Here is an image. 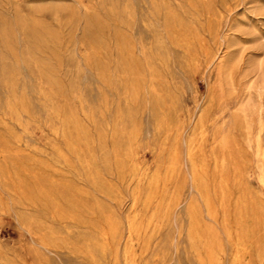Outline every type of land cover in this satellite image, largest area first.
Listing matches in <instances>:
<instances>
[{
    "label": "rangeland",
    "instance_id": "rangeland-1",
    "mask_svg": "<svg viewBox=\"0 0 264 264\" xmlns=\"http://www.w3.org/2000/svg\"><path fill=\"white\" fill-rule=\"evenodd\" d=\"M233 263L264 264V0H0V264Z\"/></svg>",
    "mask_w": 264,
    "mask_h": 264
},
{
    "label": "bare ground",
    "instance_id": "bare-ground-1",
    "mask_svg": "<svg viewBox=\"0 0 264 264\" xmlns=\"http://www.w3.org/2000/svg\"><path fill=\"white\" fill-rule=\"evenodd\" d=\"M262 177H263V176H262ZM148 180H149V179H148ZM239 247H241V246H239ZM245 248H246V247H245ZM212 250H213V249H212ZM209 253H210V252H209ZM237 254H238V253H237ZM239 259H240V256H239ZM238 261H239V260H238ZM235 262H236V260H235ZM235 262H234V263H235ZM234 263H233V264H234Z\"/></svg>",
    "mask_w": 264,
    "mask_h": 264
}]
</instances>
